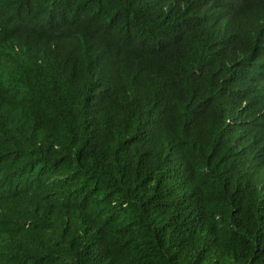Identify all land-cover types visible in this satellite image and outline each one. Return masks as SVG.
Listing matches in <instances>:
<instances>
[{
	"label": "trees",
	"instance_id": "1",
	"mask_svg": "<svg viewBox=\"0 0 264 264\" xmlns=\"http://www.w3.org/2000/svg\"><path fill=\"white\" fill-rule=\"evenodd\" d=\"M0 264H264V0H0Z\"/></svg>",
	"mask_w": 264,
	"mask_h": 264
}]
</instances>
